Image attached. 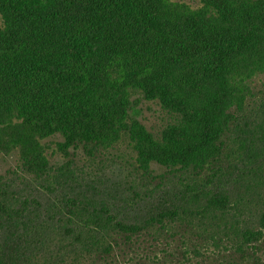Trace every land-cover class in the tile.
I'll use <instances>...</instances> for the list:
<instances>
[{
    "label": "trees",
    "instance_id": "trees-1",
    "mask_svg": "<svg viewBox=\"0 0 264 264\" xmlns=\"http://www.w3.org/2000/svg\"><path fill=\"white\" fill-rule=\"evenodd\" d=\"M199 3L0 0V264H264V0Z\"/></svg>",
    "mask_w": 264,
    "mask_h": 264
},
{
    "label": "rangeland",
    "instance_id": "rangeland-1",
    "mask_svg": "<svg viewBox=\"0 0 264 264\" xmlns=\"http://www.w3.org/2000/svg\"><path fill=\"white\" fill-rule=\"evenodd\" d=\"M179 2L187 3L193 7L199 6V0H176ZM141 117L140 119L149 129L158 130L162 124L163 114L159 106L154 103H148L142 101L139 105ZM61 141L60 138L52 140ZM122 152L107 154L103 159L93 160L92 162H86L83 160V156L75 159L76 167L74 168L75 175L78 179L79 186L83 187L89 184H98L99 186L105 188L109 186L113 181L116 183L123 182V178L126 175H130L131 172V163H133L131 156L128 154L126 149H122ZM51 154L55 155L53 158V163L62 162V158L59 155L55 154V151H50ZM58 165H62L59 163ZM15 166V162L9 160L8 163L3 164L0 174H3L7 177H12L9 173V170H12ZM99 177V178H97ZM97 182V183H95ZM14 191L18 194L29 195L33 190L34 185L31 180H17L14 184Z\"/></svg>",
    "mask_w": 264,
    "mask_h": 264
}]
</instances>
